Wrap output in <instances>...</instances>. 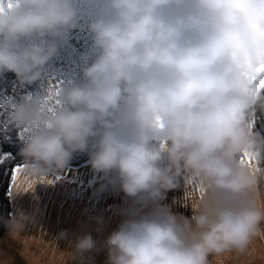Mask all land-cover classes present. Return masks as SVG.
Masks as SVG:
<instances>
[{
  "label": "clouds",
  "instance_id": "9594fccd",
  "mask_svg": "<svg viewBox=\"0 0 264 264\" xmlns=\"http://www.w3.org/2000/svg\"><path fill=\"white\" fill-rule=\"evenodd\" d=\"M70 50L79 72L61 79L50 66ZM6 73L47 85L0 100L13 127L32 130L18 155L34 185L87 153L106 178L97 197L118 188L132 201L100 247L91 233L70 242L81 264L104 250L105 264H222L264 239V167L240 163L247 152L264 165V0H0ZM182 184L191 216L164 203ZM39 215L0 220L15 238Z\"/></svg>",
  "mask_w": 264,
  "mask_h": 264
},
{
  "label": "rangeland",
  "instance_id": "374dc122",
  "mask_svg": "<svg viewBox=\"0 0 264 264\" xmlns=\"http://www.w3.org/2000/svg\"><path fill=\"white\" fill-rule=\"evenodd\" d=\"M77 47H80V45H77ZM68 57L71 60L65 59ZM58 61H60L64 66L62 71H64L66 65L70 62L71 63L68 69L69 72L74 71L75 67H78L76 66L78 64L76 55L71 50L62 54ZM58 64L59 63H56L54 66H51V68L55 69ZM50 72L57 71L50 70ZM61 79H64V77L61 76ZM46 86L47 85L45 84L43 86L34 85V87L29 86L26 88H21L15 75L13 73H6L5 75L0 76V100L4 98H12L14 101L19 102L24 96L31 93V91L38 93H40V91L43 92L42 88H46ZM0 111H3V109H0ZM257 127L264 128V125L257 124ZM21 147L22 140L19 137L17 129L12 128L8 134V139H5L4 135L0 134V153L10 154L14 158V162L19 164L23 162L22 158L18 155L19 149ZM81 162H85V160H82L79 154H76L71 161V166L63 174L68 176L75 174L77 176V174L79 175L86 170H92L91 166L87 165L89 163H85L87 166H82V168ZM261 167H264V165H261ZM92 173L93 171L87 173V175L83 173L82 175L77 176L76 180L82 186V188L86 190L89 189L83 194V198L86 201L91 214H95L97 217L102 218L103 220V226L99 227L100 231H96L94 229L97 226V223L89 230V233H91L93 239L97 241V247H100L111 234V232L116 230L118 225L122 222L124 219L122 212L131 207L132 201L127 198L122 191H119L118 188L110 189V191L105 192L97 197L95 191L100 186V184L105 182L106 178L103 176V174H95L93 175L95 176L94 178L88 180L87 178L89 177V174ZM90 181H92L91 184L89 183ZM10 185L9 171L4 167H0V218L3 219L10 218L11 216V212H9V209H11V196L9 197ZM36 187L39 186L35 185V188ZM260 188L262 193H264V179H261ZM185 191L186 190L182 184L180 188L167 193V200L164 201V203L173 205V201H176L177 203L173 205V211L191 216V208L194 202L193 198H189L184 201L186 206L179 205V203L184 199ZM37 208L40 209L42 215L37 216L36 225H29L27 227L28 232L32 233L34 236L32 240L33 245L30 247L31 251L28 253L30 257H26L25 260H27L29 264H81L80 258H76L74 254L73 257L75 260L70 258V254L73 253V249L70 244V242H73V240L70 238L73 236H68L67 239H59V236L62 232H68L65 227L60 226L59 229L54 233H48L46 231V221L48 218L53 216L55 208L51 204H47L46 206V204L42 202H39V205L35 207V210ZM35 210H32L31 207H28L27 213H30L31 215ZM14 214L15 213L13 212V215ZM39 226L41 227L36 230V228ZM22 234H24L22 237L23 242L26 238H28V236L25 234V232H22L21 235ZM6 235H8V229L4 226L2 220H0V261L2 260L1 255L3 253L2 241ZM18 236L19 235L13 238L14 241L17 240ZM57 247H59V250H57ZM210 259L212 258L210 257ZM221 259L222 264H264V239L259 237L255 238L247 251L242 255L228 253ZM16 260L19 264L25 262V260L22 262L18 258ZM106 260L107 252L104 250L98 253L94 252L86 254L84 258V264H105ZM213 264H217V261L213 260Z\"/></svg>",
  "mask_w": 264,
  "mask_h": 264
},
{
  "label": "bare ground",
  "instance_id": "6f19581e",
  "mask_svg": "<svg viewBox=\"0 0 264 264\" xmlns=\"http://www.w3.org/2000/svg\"><path fill=\"white\" fill-rule=\"evenodd\" d=\"M91 171L92 170H86L79 175H82L83 173L87 175V173H90ZM79 175L77 174V176ZM93 175H95V173L89 174L87 179L89 180L94 178L95 176ZM77 176L75 174L68 176L62 173L60 175L62 179L60 180H56V176L44 177L46 180H54L55 182L50 185L38 184L39 187L36 188L34 185L32 190L29 192L21 195H15L14 199L11 198L13 207L12 211L16 213V211L19 209L27 213L28 207H31L32 210H35V207L39 205V202L46 204V206L47 204H51L55 208V211L53 216L48 218L46 221V231L48 233H54L59 229L60 226H63L67 229L68 236H73L70 239H72L74 242L78 236L89 233L90 228H93V226L96 224L94 218L97 217V215L91 214L89 207L83 198V194L89 189L86 190L82 188V186L76 180ZM92 181L89 183L91 184ZM85 210H87V212H85ZM100 226L101 225L97 224L94 229L97 231ZM40 227L41 226L37 227L36 230ZM24 232L27 234L29 239L26 238L23 242L22 237L24 234H19L17 240L15 241L13 238H10L9 235L4 236L5 238L2 241L3 253L1 255V261L9 260L10 264H19L17 263V258L23 262L26 257H30L28 253L31 251L30 247L33 245L32 240L34 235L29 233L28 229H26ZM57 248V250H59V247ZM70 258L75 260L73 253L70 254ZM22 264L29 263L27 260H25V262Z\"/></svg>",
  "mask_w": 264,
  "mask_h": 264
},
{
  "label": "snow or ice",
  "instance_id": "6c2138e0",
  "mask_svg": "<svg viewBox=\"0 0 264 264\" xmlns=\"http://www.w3.org/2000/svg\"><path fill=\"white\" fill-rule=\"evenodd\" d=\"M11 6V2H10ZM63 83V80L57 81L56 83H49L47 96L45 98L46 110L51 112L54 111L56 107L59 106V101L57 96L59 95V86ZM0 134L4 135L5 139H8V134L13 127L7 119L8 106L4 103H0ZM17 129V128H15ZM19 137L21 140L25 139L27 135L31 133V129H17ZM240 163L243 166H247L253 169L254 172L261 171V161L254 155L247 152L243 153L240 157ZM0 167L6 168L10 173V184L12 185V190H10L9 195L14 199L18 191H30L36 181L31 176L25 174V165L15 163L14 158L8 153H0ZM62 177L57 176L56 180H60ZM42 183H54V180H46L44 177L40 178Z\"/></svg>",
  "mask_w": 264,
  "mask_h": 264
}]
</instances>
